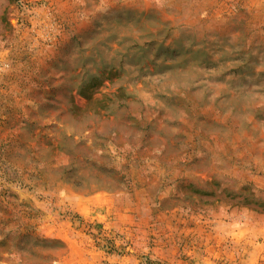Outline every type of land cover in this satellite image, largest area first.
Listing matches in <instances>:
<instances>
[{
    "label": "rangeland",
    "instance_id": "obj_1",
    "mask_svg": "<svg viewBox=\"0 0 264 264\" xmlns=\"http://www.w3.org/2000/svg\"><path fill=\"white\" fill-rule=\"evenodd\" d=\"M0 264H264V0H0Z\"/></svg>",
    "mask_w": 264,
    "mask_h": 264
}]
</instances>
